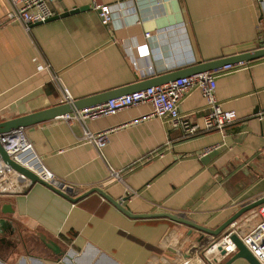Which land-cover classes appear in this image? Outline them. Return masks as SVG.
I'll list each match as a JSON object with an SVG mask.
<instances>
[{
	"label": "crops",
	"instance_id": "0c3cea01",
	"mask_svg": "<svg viewBox=\"0 0 264 264\" xmlns=\"http://www.w3.org/2000/svg\"><path fill=\"white\" fill-rule=\"evenodd\" d=\"M101 1L112 6L110 23L90 0H53L59 17L28 29L10 15L13 4L0 0V121L60 104L65 90L80 99L264 46V0ZM214 75L222 107L238 114L223 131L185 137L141 103L23 132L36 164L73 186L74 197L99 186L116 199L128 196L124 205L133 213L172 212L215 229L264 196V57ZM180 110L204 126L208 107L199 88ZM86 131L107 133L102 155L83 139ZM213 144L218 149L202 156ZM158 150L161 156L137 162ZM112 170L120 177L108 183ZM2 217L11 226L0 224V264H224L230 257L221 256L211 234L167 218H130L98 193L74 202L35 183L26 193L0 195ZM262 218L264 205L234 227L244 234Z\"/></svg>",
	"mask_w": 264,
	"mask_h": 264
},
{
	"label": "built area",
	"instance_id": "2783aa9c",
	"mask_svg": "<svg viewBox=\"0 0 264 264\" xmlns=\"http://www.w3.org/2000/svg\"><path fill=\"white\" fill-rule=\"evenodd\" d=\"M9 1L14 7V12L10 15L20 20L28 29H30L33 24L46 22L56 15L50 5L53 0ZM90 6L99 13L103 24L110 23L112 20V6L103 3L101 0H90ZM146 36L149 37L150 33H146ZM139 50L141 53L147 52V45L143 44L139 46ZM240 64H243V62L235 65H226L222 68L228 69ZM215 71L183 76L169 83L111 98L104 103L86 107L62 117L70 121L93 120L117 114L131 106L149 103L152 106L153 116L165 120L172 128L181 129L185 137L195 136L203 132L214 130L223 131L229 124L238 120V114L235 110L224 109L218 100L216 96L217 81L214 75ZM193 88H199L207 101L208 111L204 116L203 127L194 123L180 110L181 102L186 94ZM65 99L66 101L73 100L68 90H65ZM66 101L62 100V103ZM83 139L92 142L99 154L102 155L103 148L108 138L106 132L93 133L86 131ZM0 141L5 145L10 155L16 161L34 170L42 179L48 182H52L53 180L58 181V178H56L50 170L41 164H36L38 163V156L33 150V144L26 138L23 130L1 135ZM218 147V144L209 145L204 148L201 155H208L218 149ZM158 155H162L161 151H152L140 158L137 162L151 160ZM119 177L120 172L112 170L107 182L112 183ZM33 184L35 183L29 177L0 159V195L26 193ZM233 233H237L254 256L264 264V218L255 223L247 233L241 234L234 227L233 223L220 237H216L213 241L214 245H222L226 250L224 254L219 251L222 257L231 256L237 251L235 243L230 239ZM180 264H189V259H185Z\"/></svg>",
	"mask_w": 264,
	"mask_h": 264
},
{
	"label": "water",
	"instance_id": "95a60500",
	"mask_svg": "<svg viewBox=\"0 0 264 264\" xmlns=\"http://www.w3.org/2000/svg\"><path fill=\"white\" fill-rule=\"evenodd\" d=\"M88 8H89L88 6L82 7V8H75L73 10H69V11L67 10V12L65 13H72V14L78 13ZM57 17L59 16L56 15L50 19H54ZM263 57H264V46L258 47L252 50H247V51H244L238 54L224 56V57H220V58L205 61V62H199V63L187 66L185 68H182V69H179L173 72L154 75L144 80H137L132 84L122 86L114 90L106 91L103 93L95 94V95L80 98V99H73L72 101L63 102V103L57 104L55 106H52L44 110H40L37 112L19 116V117L10 119V120L0 121V136L9 134V133H12L18 130H23L24 128H27V127H30V126H33V125H36L42 122H46V121H49V120H52L58 117H62L67 114L77 112L86 107L104 103L114 97L133 93V92L140 91V90H144L152 86H158V85H162L165 83H169L183 76H191L197 73L208 72V71L211 72V71L220 69L226 65H235V64L242 63V62H250V61L263 58ZM258 111H259L258 109L255 110L256 113ZM0 155L3 157L6 164H8L12 168L19 171L20 173L29 177L34 183L44 184L74 202H77L78 200L92 193H98L104 199H106L108 202H110L116 208H118L123 214H125L126 216L130 218H134V219L167 218V219L176 221L178 223L191 226L200 231H204L208 234L213 235L214 237H220L222 233L225 232V230L228 227H230L233 223H235L244 213L264 205V196H263L262 198H259L243 206L234 215H232L229 219H227L223 224L213 229V228L204 226L202 224H199L184 215L176 214L172 212H151V213H141V214L133 213L124 205V201L128 198V196L122 199H116L113 196H111L106 190H104L102 187H99V186H94L82 192L80 195L74 197L73 196V192H74L73 186H69L57 180L48 182L42 179L34 170L16 161L10 155V152L7 150V148L1 141H0ZM0 224L4 228H8L11 226V223H9V220L6 219L5 217L0 218ZM13 231H14L13 227H11L10 232H13ZM230 239L235 243L237 251L234 254H232L224 264H232L235 260L239 258L245 259L248 262V264H262L254 256V254L248 249V247L245 245V243L242 241V239L237 233H233L230 236ZM48 246L52 248L56 253L62 254L59 246H57L55 242H50ZM217 247L222 254L226 252V250L223 248L222 245H217Z\"/></svg>",
	"mask_w": 264,
	"mask_h": 264
},
{
	"label": "rangeland",
	"instance_id": "374dc122",
	"mask_svg": "<svg viewBox=\"0 0 264 264\" xmlns=\"http://www.w3.org/2000/svg\"><path fill=\"white\" fill-rule=\"evenodd\" d=\"M236 264H238V263H236Z\"/></svg>",
	"mask_w": 264,
	"mask_h": 264
}]
</instances>
